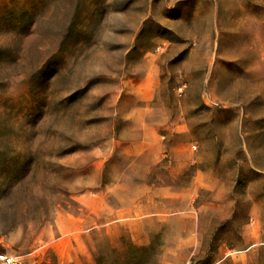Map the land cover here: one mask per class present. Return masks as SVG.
Returning a JSON list of instances; mask_svg holds the SVG:
<instances>
[{
  "label": "rangeland",
  "instance_id": "obj_1",
  "mask_svg": "<svg viewBox=\"0 0 264 264\" xmlns=\"http://www.w3.org/2000/svg\"><path fill=\"white\" fill-rule=\"evenodd\" d=\"M0 264H264V0H0Z\"/></svg>",
  "mask_w": 264,
  "mask_h": 264
},
{
  "label": "bare ground",
  "instance_id": "obj_2",
  "mask_svg": "<svg viewBox=\"0 0 264 264\" xmlns=\"http://www.w3.org/2000/svg\"><path fill=\"white\" fill-rule=\"evenodd\" d=\"M234 85H237V84H234Z\"/></svg>",
  "mask_w": 264,
  "mask_h": 264
}]
</instances>
